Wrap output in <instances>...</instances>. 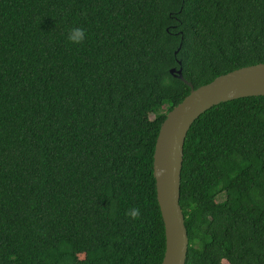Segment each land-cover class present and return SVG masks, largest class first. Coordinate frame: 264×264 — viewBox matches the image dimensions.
Wrapping results in <instances>:
<instances>
[{"label": "trees", "instance_id": "obj_1", "mask_svg": "<svg viewBox=\"0 0 264 264\" xmlns=\"http://www.w3.org/2000/svg\"><path fill=\"white\" fill-rule=\"evenodd\" d=\"M261 62L264 0H0V264H161L155 145L191 90L170 70ZM183 153L186 264H264V95L209 108Z\"/></svg>", "mask_w": 264, "mask_h": 264}, {"label": "water", "instance_id": "obj_2", "mask_svg": "<svg viewBox=\"0 0 264 264\" xmlns=\"http://www.w3.org/2000/svg\"><path fill=\"white\" fill-rule=\"evenodd\" d=\"M170 71L184 80L191 90L167 113L155 145L154 176L166 237L161 264H186L189 238L180 205V185L187 133L195 120L214 105L241 97L264 95V62L222 74L198 88L184 78L182 67H174Z\"/></svg>", "mask_w": 264, "mask_h": 264}, {"label": "clouds", "instance_id": "obj_3", "mask_svg": "<svg viewBox=\"0 0 264 264\" xmlns=\"http://www.w3.org/2000/svg\"><path fill=\"white\" fill-rule=\"evenodd\" d=\"M66 40L72 45H80L86 38V30L83 27H72L66 33ZM133 219L139 216V209L133 208L128 213Z\"/></svg>", "mask_w": 264, "mask_h": 264}, {"label": "rangeland", "instance_id": "obj_4", "mask_svg": "<svg viewBox=\"0 0 264 264\" xmlns=\"http://www.w3.org/2000/svg\"><path fill=\"white\" fill-rule=\"evenodd\" d=\"M151 117H154V115H153V114H151ZM222 198H223V196H220V197H219V199H222Z\"/></svg>", "mask_w": 264, "mask_h": 264}]
</instances>
